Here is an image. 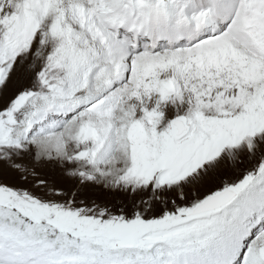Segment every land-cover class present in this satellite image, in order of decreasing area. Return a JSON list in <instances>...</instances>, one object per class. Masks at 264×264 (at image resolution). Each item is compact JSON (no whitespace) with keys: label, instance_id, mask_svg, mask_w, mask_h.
<instances>
[{"label":"snow or ice","instance_id":"1","mask_svg":"<svg viewBox=\"0 0 264 264\" xmlns=\"http://www.w3.org/2000/svg\"><path fill=\"white\" fill-rule=\"evenodd\" d=\"M0 264H264V0H0Z\"/></svg>","mask_w":264,"mask_h":264}]
</instances>
